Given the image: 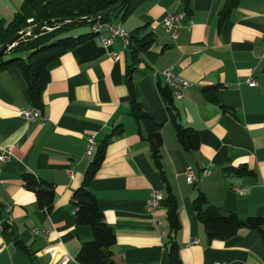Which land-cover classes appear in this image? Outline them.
Returning a JSON list of instances; mask_svg holds the SVG:
<instances>
[{"label":"crops","instance_id":"obj_1","mask_svg":"<svg viewBox=\"0 0 264 264\" xmlns=\"http://www.w3.org/2000/svg\"><path fill=\"white\" fill-rule=\"evenodd\" d=\"M179 1L146 0L125 19H113L129 33L142 28L139 36L154 38L136 64L119 39L107 49L95 37L50 62L38 108L44 124L26 123L19 115L33 107L20 70L0 69V150L10 151L0 162V221L4 203L13 217L12 226L0 232V264H55L63 255L67 264H79L76 257L92 233L77 225L72 200L94 157L85 154L89 135L95 136V152L102 148L104 154L90 188L115 234L113 259L169 264L165 242L171 235L181 264H264L258 231L241 228L227 240L208 241L192 208L200 191L211 205L241 219L264 218V0H240L220 27L225 0H187L192 25L172 38L163 20L184 7ZM22 2L0 0V23H9ZM111 51L119 53L118 61ZM18 57L24 58L6 59ZM130 67L137 101L159 125L162 172L178 203L180 229L174 234L166 221L165 184L145 140L148 129L131 111ZM169 68L191 84L181 100L172 97L171 106L177 123L196 132L197 152L181 150L160 94L166 87L160 73ZM239 165L251 173L226 177L221 171ZM188 168L193 184L186 180ZM26 174L54 188L50 213L24 185ZM153 192L164 202L150 216L145 207Z\"/></svg>","mask_w":264,"mask_h":264},{"label":"trees","instance_id":"obj_2","mask_svg":"<svg viewBox=\"0 0 264 264\" xmlns=\"http://www.w3.org/2000/svg\"><path fill=\"white\" fill-rule=\"evenodd\" d=\"M120 0H23L19 10L13 19L7 23H0V48L12 37L23 29L42 22L57 19H80L100 13ZM146 0H128L116 12L96 22H111L120 16L125 19L135 7ZM240 0H225L218 12L220 27L232 8L238 5ZM184 10L189 16L188 2L184 4ZM31 20L30 23L28 21ZM96 22L86 26L91 27ZM78 26L61 27L51 31L41 30L21 39L10 51L0 58V69L16 67L20 70L30 96L32 106L41 107V94L49 80L48 64L76 46L95 37L91 32L77 37H62L69 30ZM142 29V28H141ZM130 33L127 51L134 64L140 61L142 55L154 42L151 34L139 36L138 31ZM8 55H23L24 58L6 59ZM2 60V62H1ZM126 74V85L131 94V111L137 122H142L148 129L145 140L149 146V153L154 167L159 171L162 182L165 184L166 198V221L170 233L174 234L180 229L178 203L175 195L168 186L161 167V146L162 139L158 133L159 125L154 123L143 111L137 101V93L132 82L131 70ZM160 94L170 112L171 121L175 127L176 138L181 150L185 153L197 152L200 143L197 134L190 128H184L177 123L176 116L171 106L172 95L168 87L159 89ZM93 160L88 165L83 181L73 194L72 206L75 211L77 225L90 228L92 238L83 244L76 257L79 264H121L122 260L113 259L110 251L115 244L113 229L103 221V216L97 205V200L90 188L91 181L95 177L101 162L103 161L102 148L98 149ZM226 177H240L250 174L251 171L246 165L237 167H223L221 169ZM26 188L35 193L37 206L46 213H50L55 192L52 185L36 180L32 175L26 174L22 177ZM164 202V201H163ZM162 202V204H163ZM192 208L199 223L203 226L208 241L218 239L227 240L236 235L241 228L258 231L261 241L264 243V218L247 217L239 218L235 213L223 211L221 208L211 205L204 194L197 192L192 202ZM19 248L24 249L23 246ZM169 264H181L179 259V248L173 236L165 242Z\"/></svg>","mask_w":264,"mask_h":264},{"label":"built area","instance_id":"obj_3","mask_svg":"<svg viewBox=\"0 0 264 264\" xmlns=\"http://www.w3.org/2000/svg\"><path fill=\"white\" fill-rule=\"evenodd\" d=\"M187 0H180L181 4H185ZM31 20H29V23ZM192 21L190 16H188L184 10V7L176 11L173 14L167 15L163 20L164 29L171 35L172 38L177 37L178 30L181 28H190ZM90 32L95 35V38L105 47L110 48L115 39H119L122 42V46L127 50L129 44L130 33L127 32L123 27L116 26L111 22L100 23L96 22L90 27ZM110 58L113 61L119 60V53L111 51L109 53ZM262 59L264 60V43H263V53ZM161 76L164 79L166 87L171 91L173 98L181 100L183 98L182 90L187 89L191 84L185 80H182L177 75H175L171 68L162 71ZM247 84L254 86L255 82L252 79H248ZM20 117L26 123H32L37 120H40L41 124H44V120L41 118V111L35 107H29L28 109H22L19 111ZM96 140L94 135H89L87 137L85 154L87 156H93L95 153ZM10 157V151L8 149L0 150V162L7 161ZM204 175H207L208 172L204 171ZM186 180L188 184H193L195 181V176L190 168L186 171ZM235 192L238 194H243V191L240 189H235ZM162 204L161 195L158 192H153L151 198L147 201L145 211L148 215L152 216L154 211L157 208H160ZM12 207L8 203H4V212L5 218L0 221V232L3 231L6 227H11L13 223V217L11 213ZM154 224L160 226V221L154 219ZM197 240H193V244H196ZM69 259L66 255H63L60 259L55 261V264H67Z\"/></svg>","mask_w":264,"mask_h":264},{"label":"water","instance_id":"obj_4","mask_svg":"<svg viewBox=\"0 0 264 264\" xmlns=\"http://www.w3.org/2000/svg\"><path fill=\"white\" fill-rule=\"evenodd\" d=\"M128 0H120L118 3L113 5L112 7L97 13L93 16L84 17L80 19H57V20H50L47 22L38 23L32 26H29L19 33H17L14 37H12L5 45L0 48V58L7 54L12 47H14L21 39L26 36L33 34L34 32L46 30L51 31L53 29H58L61 27H69V26H86L89 23L96 22L102 18H105L112 13L116 12L120 9L123 5L127 3Z\"/></svg>","mask_w":264,"mask_h":264},{"label":"rangeland","instance_id":"obj_5","mask_svg":"<svg viewBox=\"0 0 264 264\" xmlns=\"http://www.w3.org/2000/svg\"><path fill=\"white\" fill-rule=\"evenodd\" d=\"M89 32H90L89 26H78L66 32L62 37H74V36L82 35V34L89 33Z\"/></svg>","mask_w":264,"mask_h":264}]
</instances>
